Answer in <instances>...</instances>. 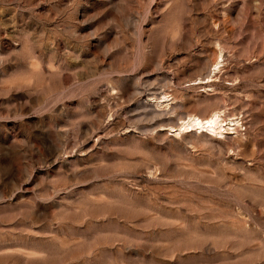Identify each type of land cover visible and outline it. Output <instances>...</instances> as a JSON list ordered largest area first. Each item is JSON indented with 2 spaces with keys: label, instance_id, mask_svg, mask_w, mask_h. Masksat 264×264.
<instances>
[{
  "label": "rangeland",
  "instance_id": "374dc122",
  "mask_svg": "<svg viewBox=\"0 0 264 264\" xmlns=\"http://www.w3.org/2000/svg\"><path fill=\"white\" fill-rule=\"evenodd\" d=\"M0 264H264V0H0Z\"/></svg>",
  "mask_w": 264,
  "mask_h": 264
},
{
  "label": "bare ground",
  "instance_id": "6f19581e",
  "mask_svg": "<svg viewBox=\"0 0 264 264\" xmlns=\"http://www.w3.org/2000/svg\"><path fill=\"white\" fill-rule=\"evenodd\" d=\"M219 116H218V114L217 113H214L213 115H210V117H205V118H201L200 116H198V115H193V116H189L187 119H186V124L187 125H193L194 123H196V125L198 124V125H200V128H201V126H204L205 125V123H207V125L209 124V126H212L213 128H215L216 127V125L218 126V118ZM218 118V119H217ZM218 120V121H217ZM183 121V122H184ZM185 124V123H184ZM186 125V126H187ZM207 127V126H206ZM191 128V127H190ZM197 128V127H196ZM194 129V128H193ZM202 129H203V127H202ZM192 130V129H191ZM202 134H205V135H208L209 136V134L208 133H204L203 132V130H202V132H201Z\"/></svg>",
  "mask_w": 264,
  "mask_h": 264
}]
</instances>
